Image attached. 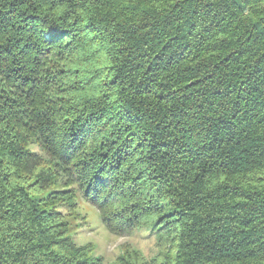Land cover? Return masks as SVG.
<instances>
[{
    "label": "trees",
    "instance_id": "1",
    "mask_svg": "<svg viewBox=\"0 0 264 264\" xmlns=\"http://www.w3.org/2000/svg\"><path fill=\"white\" fill-rule=\"evenodd\" d=\"M0 264H264V0H0Z\"/></svg>",
    "mask_w": 264,
    "mask_h": 264
},
{
    "label": "rangeland",
    "instance_id": "2",
    "mask_svg": "<svg viewBox=\"0 0 264 264\" xmlns=\"http://www.w3.org/2000/svg\"><path fill=\"white\" fill-rule=\"evenodd\" d=\"M36 144L31 145V149L35 150ZM49 190L42 192L46 195ZM79 212L83 219H74L69 216L74 238L79 245L92 244L95 247V256H103L105 262L113 263L118 256L122 254L126 246L141 252L147 260L157 258L160 262H165L163 254L164 248H160L157 233L150 227H144L126 236H117L102 224L99 219L98 211L91 205L81 201L79 204Z\"/></svg>",
    "mask_w": 264,
    "mask_h": 264
}]
</instances>
